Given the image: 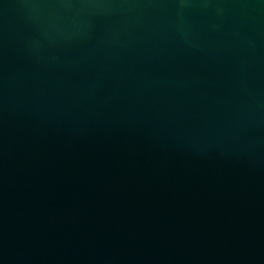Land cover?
I'll return each instance as SVG.
<instances>
[{
	"label": "water",
	"instance_id": "water-1",
	"mask_svg": "<svg viewBox=\"0 0 264 264\" xmlns=\"http://www.w3.org/2000/svg\"><path fill=\"white\" fill-rule=\"evenodd\" d=\"M0 264H264V0H0Z\"/></svg>",
	"mask_w": 264,
	"mask_h": 264
}]
</instances>
